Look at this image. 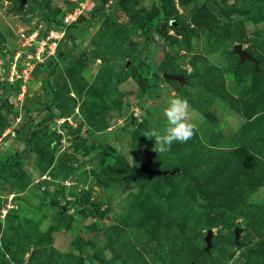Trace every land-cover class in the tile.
<instances>
[{
	"label": "rangeland",
	"instance_id": "rangeland-1",
	"mask_svg": "<svg viewBox=\"0 0 264 264\" xmlns=\"http://www.w3.org/2000/svg\"><path fill=\"white\" fill-rule=\"evenodd\" d=\"M0 264H264V0H0Z\"/></svg>",
	"mask_w": 264,
	"mask_h": 264
},
{
	"label": "clouds",
	"instance_id": "clouds-1",
	"mask_svg": "<svg viewBox=\"0 0 264 264\" xmlns=\"http://www.w3.org/2000/svg\"><path fill=\"white\" fill-rule=\"evenodd\" d=\"M189 105L180 98H170L164 109L167 126L163 133L149 132L146 135L155 139L156 151L164 153L169 150L173 142H186L193 136V125L188 122Z\"/></svg>",
	"mask_w": 264,
	"mask_h": 264
},
{
	"label": "water",
	"instance_id": "water-1",
	"mask_svg": "<svg viewBox=\"0 0 264 264\" xmlns=\"http://www.w3.org/2000/svg\"><path fill=\"white\" fill-rule=\"evenodd\" d=\"M23 3L26 2V0H22ZM234 51L239 54V56L244 59L245 57L247 58H252L249 53L243 50V47L241 44H237L235 46ZM157 155L156 150L148 149L144 153V159L141 162V170L145 173L149 174H156V175H163L167 174V171L165 170H159V169H154L151 167V163L153 161V158ZM211 237H212V230H209L206 236V242H207V248L209 249L211 247Z\"/></svg>",
	"mask_w": 264,
	"mask_h": 264
},
{
	"label": "trees",
	"instance_id": "trees-1",
	"mask_svg": "<svg viewBox=\"0 0 264 264\" xmlns=\"http://www.w3.org/2000/svg\"><path fill=\"white\" fill-rule=\"evenodd\" d=\"M101 11H102L101 8L96 9V13H101ZM77 20H79V22H82L85 21L86 18H81ZM63 55H64L63 53H59V56H63ZM137 80L142 91L146 90L149 87V81L146 78H144L142 75H139ZM31 112L32 110H28L27 114L29 115Z\"/></svg>",
	"mask_w": 264,
	"mask_h": 264
}]
</instances>
